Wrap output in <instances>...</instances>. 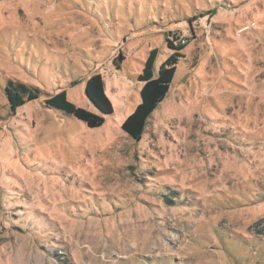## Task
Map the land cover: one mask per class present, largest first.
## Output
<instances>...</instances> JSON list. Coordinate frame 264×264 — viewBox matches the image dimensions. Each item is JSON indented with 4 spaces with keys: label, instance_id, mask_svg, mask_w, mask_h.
<instances>
[{
    "label": "rangeland",
    "instance_id": "rangeland-1",
    "mask_svg": "<svg viewBox=\"0 0 264 264\" xmlns=\"http://www.w3.org/2000/svg\"><path fill=\"white\" fill-rule=\"evenodd\" d=\"M174 33L134 140L136 76ZM95 72L101 126L44 104L63 89L96 113ZM8 81L40 93L12 113ZM0 264H264V0H0Z\"/></svg>",
    "mask_w": 264,
    "mask_h": 264
},
{
    "label": "trees",
    "instance_id": "trees-1",
    "mask_svg": "<svg viewBox=\"0 0 264 264\" xmlns=\"http://www.w3.org/2000/svg\"><path fill=\"white\" fill-rule=\"evenodd\" d=\"M165 41L171 53L159 65L157 75L154 76L153 73L157 49L152 48L143 62L141 71L136 76V80L141 83L139 92L140 102L121 124L122 131L134 140L140 139L147 118L165 98L172 82L176 65L184 57L182 50L186 43L181 42L175 33L172 39L167 34ZM121 59L123 58L118 57L114 59V65L117 69H119ZM39 93V88L29 86L20 81H8L5 85V94L12 113L25 102L36 99ZM85 95L96 108V113L69 101L66 96V91L63 89L46 97L44 104L66 115L73 116L88 128L99 127L104 122V116L112 113V105L105 94L101 74L95 72L86 78Z\"/></svg>",
    "mask_w": 264,
    "mask_h": 264
}]
</instances>
